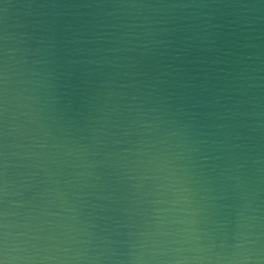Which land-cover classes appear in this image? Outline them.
Wrapping results in <instances>:
<instances>
[{
	"label": "water",
	"instance_id": "95a60500",
	"mask_svg": "<svg viewBox=\"0 0 264 264\" xmlns=\"http://www.w3.org/2000/svg\"><path fill=\"white\" fill-rule=\"evenodd\" d=\"M0 264H264V0H0Z\"/></svg>",
	"mask_w": 264,
	"mask_h": 264
}]
</instances>
